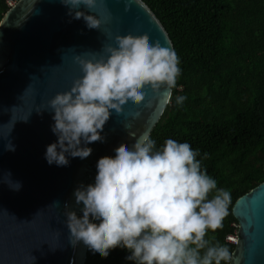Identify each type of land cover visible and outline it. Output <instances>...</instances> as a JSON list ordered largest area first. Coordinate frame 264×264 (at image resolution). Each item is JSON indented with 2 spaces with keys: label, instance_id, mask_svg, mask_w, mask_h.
<instances>
[{
  "label": "clouds",
  "instance_id": "obj_1",
  "mask_svg": "<svg viewBox=\"0 0 264 264\" xmlns=\"http://www.w3.org/2000/svg\"><path fill=\"white\" fill-rule=\"evenodd\" d=\"M60 2L70 18L82 17L87 28H99L101 19L91 10L102 0ZM113 39L114 45H102L90 58L77 56L82 74L47 101L54 121L50 128L57 137L46 145L48 164L66 166L69 157L89 156L88 145L103 141L101 131L110 114L119 116L126 104H139L146 87L153 92L163 87L171 99L181 73L175 49L131 33ZM185 99L176 95L175 104ZM15 121L4 137L7 151L15 150L7 139ZM128 134L135 137L131 147L120 146L112 156L100 157L94 182L74 189L82 215L65 202L69 243H82L101 258L113 248H123L129 253L125 259L134 264H231L232 251L214 237L228 215L230 190L218 187L202 166L207 154L200 156L187 141L167 138L157 147L148 132ZM6 173L5 184L18 191L20 182Z\"/></svg>",
  "mask_w": 264,
  "mask_h": 264
},
{
  "label": "water",
  "instance_id": "obj_2",
  "mask_svg": "<svg viewBox=\"0 0 264 264\" xmlns=\"http://www.w3.org/2000/svg\"><path fill=\"white\" fill-rule=\"evenodd\" d=\"M66 11L60 0H20L0 25V264H87V248L69 243L65 202L82 215L74 189L94 182L100 157L131 147L135 137L128 133L152 135L174 94L172 89L170 99L163 87L157 92L146 87L139 104H126L119 116L110 114L103 141L88 145L89 156L69 157L66 166L48 164L45 148L57 137L47 101L82 74L77 56L90 58L102 45H114L116 34L126 33L176 51L167 28L144 0H102L91 10L101 19L98 29ZM12 121L7 139L15 150L7 151L4 137ZM6 172L20 182L18 191L5 184ZM234 215L240 228L231 264H264V183L237 201Z\"/></svg>",
  "mask_w": 264,
  "mask_h": 264
},
{
  "label": "trees",
  "instance_id": "obj_3",
  "mask_svg": "<svg viewBox=\"0 0 264 264\" xmlns=\"http://www.w3.org/2000/svg\"><path fill=\"white\" fill-rule=\"evenodd\" d=\"M18 1L0 0V25ZM144 1L167 28L181 68L151 137L157 147L173 138L207 154L202 166L231 195L214 237L234 254V207L264 183V0ZM176 95L186 97L179 106ZM127 255L119 247L104 258L89 252L87 264H134Z\"/></svg>",
  "mask_w": 264,
  "mask_h": 264
},
{
  "label": "rangeland",
  "instance_id": "obj_4",
  "mask_svg": "<svg viewBox=\"0 0 264 264\" xmlns=\"http://www.w3.org/2000/svg\"><path fill=\"white\" fill-rule=\"evenodd\" d=\"M231 240H232L233 242H236V241H237V236L231 237Z\"/></svg>",
  "mask_w": 264,
  "mask_h": 264
}]
</instances>
